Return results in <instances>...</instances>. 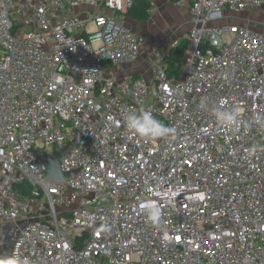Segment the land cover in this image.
<instances>
[{
	"label": "built area",
	"instance_id": "obj_1",
	"mask_svg": "<svg viewBox=\"0 0 264 264\" xmlns=\"http://www.w3.org/2000/svg\"><path fill=\"white\" fill-rule=\"evenodd\" d=\"M131 5L0 0V226L25 221L11 256L264 264V0H191L179 79L168 56L152 79L119 72L140 58ZM218 110L237 118L221 123ZM133 112L174 132L138 136ZM77 134L61 163L77 176L47 180L32 150Z\"/></svg>",
	"mask_w": 264,
	"mask_h": 264
},
{
	"label": "crops",
	"instance_id": "obj_2",
	"mask_svg": "<svg viewBox=\"0 0 264 264\" xmlns=\"http://www.w3.org/2000/svg\"><path fill=\"white\" fill-rule=\"evenodd\" d=\"M150 1L152 2L153 8L150 11L148 21L137 22L125 17V25L136 32L142 39V42L139 60L133 65H127L118 69L122 75L124 73H131L135 76L152 79V64L154 59L159 57L157 55L158 51L164 52V57H166L172 47L178 44L179 41L185 39L178 40L174 45L169 46L168 43L163 44L165 40L157 41L158 36H163L169 32L171 36H176V34L186 35L189 32L190 7L186 6L188 1L183 6H178L168 0ZM170 3L173 7H171ZM175 38H171L170 41H175ZM24 223L25 221H21L18 225L0 226V258L11 256L12 248Z\"/></svg>",
	"mask_w": 264,
	"mask_h": 264
},
{
	"label": "clouds",
	"instance_id": "obj_3",
	"mask_svg": "<svg viewBox=\"0 0 264 264\" xmlns=\"http://www.w3.org/2000/svg\"><path fill=\"white\" fill-rule=\"evenodd\" d=\"M216 118L219 122L232 124L236 120V114L230 111H217ZM126 125L129 130L141 137H165L174 132V129L155 119L150 113L137 115L129 113L126 117ZM0 264H25L17 256L0 258Z\"/></svg>",
	"mask_w": 264,
	"mask_h": 264
},
{
	"label": "trees",
	"instance_id": "obj_4",
	"mask_svg": "<svg viewBox=\"0 0 264 264\" xmlns=\"http://www.w3.org/2000/svg\"><path fill=\"white\" fill-rule=\"evenodd\" d=\"M172 3H179L182 1L190 2L191 0H168ZM153 8L150 0H132V5L129 8L126 17L137 22H146L150 18V11ZM186 41L181 40L174 47L171 48L165 62L167 73L170 77L179 79L181 77L182 66L185 58ZM21 188L22 187H18Z\"/></svg>",
	"mask_w": 264,
	"mask_h": 264
},
{
	"label": "water",
	"instance_id": "obj_5",
	"mask_svg": "<svg viewBox=\"0 0 264 264\" xmlns=\"http://www.w3.org/2000/svg\"><path fill=\"white\" fill-rule=\"evenodd\" d=\"M142 42V39H140ZM81 136L76 135L75 139L69 142L62 150L55 151L52 154L32 150L33 156L46 166V179L54 182H65L74 179L77 176V172L63 173L61 170V163L64 159L69 157L71 151L78 145Z\"/></svg>",
	"mask_w": 264,
	"mask_h": 264
},
{
	"label": "rangeland",
	"instance_id": "obj_6",
	"mask_svg": "<svg viewBox=\"0 0 264 264\" xmlns=\"http://www.w3.org/2000/svg\"><path fill=\"white\" fill-rule=\"evenodd\" d=\"M170 5H171V3H170ZM186 6L187 7H190V3L189 2H187L186 3ZM171 7H173L172 5H171ZM170 12V11H169ZM167 16V15H166ZM254 17H259V18H261L262 20H264V11H262V12H259V13H256L255 14V16ZM166 20V19H165ZM171 33L169 32L168 34H165V35H159L158 36V40L157 41H159V40H165L164 41V43L163 44H169V46H171V45H174L178 40H181V39H183V38H185V34H176V36H171L170 35ZM173 37H176L175 38V41H170L171 40V38H173ZM156 41V42H157ZM164 52H162V51H158V53H157V55L159 56V57H164L165 55L163 54ZM47 150V152H49V153H51L52 152V150L53 149H51V148H47L46 149Z\"/></svg>",
	"mask_w": 264,
	"mask_h": 264
}]
</instances>
